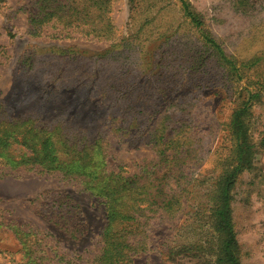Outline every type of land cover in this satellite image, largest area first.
<instances>
[{"label":"rangeland","instance_id":"rangeland-1","mask_svg":"<svg viewBox=\"0 0 264 264\" xmlns=\"http://www.w3.org/2000/svg\"><path fill=\"white\" fill-rule=\"evenodd\" d=\"M40 2L0 0V115L99 140L109 172L152 182L161 196L139 216L133 264H225L215 210L236 170L235 255L264 264V0H56L63 12L78 3L73 22ZM250 96L238 140L232 117ZM9 153L0 223L25 233L41 264H98L100 202L57 173L13 169ZM2 229L0 264H26Z\"/></svg>","mask_w":264,"mask_h":264},{"label":"trees","instance_id":"trees-1","mask_svg":"<svg viewBox=\"0 0 264 264\" xmlns=\"http://www.w3.org/2000/svg\"><path fill=\"white\" fill-rule=\"evenodd\" d=\"M49 11L48 17H55L61 20L67 18L70 22L76 21L70 12L78 6L74 3L65 12V6L56 4V0H41ZM50 6V7H49ZM84 13V11L82 10ZM83 21L87 15L84 13ZM38 20L31 18V25L35 27ZM100 37V36H98ZM213 43V42H210ZM218 49L217 46H215ZM255 96L248 97L241 108L235 111L232 117V128L239 140L243 137V127L239 123V116L246 111L250 102ZM1 110V109H0ZM81 139L76 142L70 135L60 128L43 127L38 128L34 122L28 119L22 121H9L0 115V155L9 156L12 151L18 160H14L13 169L17 167L38 168L45 172H53L60 175L64 181L77 182L82 190L103 206L106 218V226L102 232V249L98 258V264H133L134 240L140 224L139 216L156 205V199H160L161 193L152 194L154 185L151 181L138 186V179L135 177L126 178L117 171L109 172L110 165L106 162L108 158L100 141L92 144ZM10 146H14L11 150ZM249 147L245 142L237 146L239 164H245ZM2 156H0L1 159ZM236 170L227 176L219 190V205L215 210V229L223 236L221 260L225 264H239L235 255V236L230 224V190L235 183ZM158 187V186H157ZM162 197L161 206L165 209L170 200ZM145 205V206H144ZM12 230L26 250V264H41L42 259L36 256V252L27 243L25 233H19L14 226L2 225L0 229ZM24 239V240H23ZM132 253V254H131ZM34 255V256H33Z\"/></svg>","mask_w":264,"mask_h":264}]
</instances>
